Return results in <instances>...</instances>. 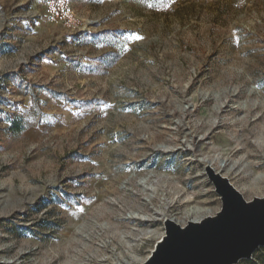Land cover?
<instances>
[{"label": "rangeland", "instance_id": "rangeland-1", "mask_svg": "<svg viewBox=\"0 0 264 264\" xmlns=\"http://www.w3.org/2000/svg\"><path fill=\"white\" fill-rule=\"evenodd\" d=\"M51 1L0 0V264H142L206 168L264 196V0Z\"/></svg>", "mask_w": 264, "mask_h": 264}, {"label": "water", "instance_id": "water-1", "mask_svg": "<svg viewBox=\"0 0 264 264\" xmlns=\"http://www.w3.org/2000/svg\"><path fill=\"white\" fill-rule=\"evenodd\" d=\"M206 173L220 210L185 226L164 220L165 234L142 264H237L264 247V196L246 201L225 177Z\"/></svg>", "mask_w": 264, "mask_h": 264}, {"label": "built area", "instance_id": "built-area-1", "mask_svg": "<svg viewBox=\"0 0 264 264\" xmlns=\"http://www.w3.org/2000/svg\"><path fill=\"white\" fill-rule=\"evenodd\" d=\"M67 4V0H56V1H51L49 3V6H54L56 9L61 11Z\"/></svg>", "mask_w": 264, "mask_h": 264}, {"label": "bare ground", "instance_id": "bare-ground-1", "mask_svg": "<svg viewBox=\"0 0 264 264\" xmlns=\"http://www.w3.org/2000/svg\"><path fill=\"white\" fill-rule=\"evenodd\" d=\"M197 212V210L196 209H192V210H190V212L189 213H187V215H186V217H184L183 219H188L190 216H191V214H194V213H196ZM182 219V220H183ZM195 219L198 221L199 219L198 218H196L195 217ZM181 222V221H180ZM180 224V223H179Z\"/></svg>", "mask_w": 264, "mask_h": 264}, {"label": "trees", "instance_id": "trees-1", "mask_svg": "<svg viewBox=\"0 0 264 264\" xmlns=\"http://www.w3.org/2000/svg\"><path fill=\"white\" fill-rule=\"evenodd\" d=\"M19 129V124H14L13 125V130H18Z\"/></svg>", "mask_w": 264, "mask_h": 264}]
</instances>
